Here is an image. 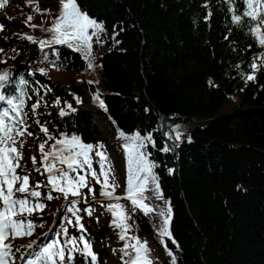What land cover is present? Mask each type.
<instances>
[{"label": "trees", "instance_id": "16d2710c", "mask_svg": "<svg viewBox=\"0 0 264 264\" xmlns=\"http://www.w3.org/2000/svg\"><path fill=\"white\" fill-rule=\"evenodd\" d=\"M78 4L89 16L103 21L106 28L101 35L103 43L93 42V53L95 50L98 56L94 70H87L82 55L66 46L41 51L37 43L22 38L20 45L0 44V71L7 66L10 73L9 83L0 92L6 96L26 93L24 110L34 136L26 138L21 163L30 172V183L46 184V175L33 170L30 159L35 155L39 167L38 144L46 139L34 123L36 119L47 121L54 135L75 133L85 143L107 144L105 150L118 185L116 195L121 194L127 177L117 128L126 134L152 132L156 146L149 144L146 151L159 165L155 172L163 200L171 202L172 236L183 252L181 256L173 253L178 264H264V69L247 84L240 76V71L250 72L248 65L261 51L259 45L246 30L230 23L224 0H78ZM38 6L48 10L45 14L51 20L60 8L59 0H38ZM2 11L0 20L4 22ZM209 11L212 15L206 20ZM114 31L118 33L115 40ZM23 60L29 63L25 61L22 66ZM64 70L73 75L56 82L55 73ZM90 74L99 83L88 84ZM21 79L26 83L20 84ZM97 92L107 111L93 100ZM74 97L81 98L82 103L77 104ZM56 98L60 105L54 104ZM234 99L237 102L225 111ZM37 100L40 107L33 115L31 104ZM66 103L76 112L60 117L58 113ZM6 106L0 101V107ZM176 125L181 139L169 140L165 133L174 136ZM165 144L178 147L164 153L160 149ZM93 167L99 172L98 164L94 162ZM168 168L174 169L173 174ZM238 185L244 190H237ZM92 187L97 198L100 185L93 182ZM39 190L46 196L50 189L42 186ZM145 195L150 197L146 203L157 211L165 207L163 201L151 198V191ZM53 196L51 201L42 197L46 207L42 217L33 219L42 225L34 235L41 232L51 236L71 218L62 195L53 192ZM87 199L92 201L85 204L82 200L78 207L83 210L91 205L94 209L91 217L84 211L80 215L99 264H123L119 249L125 241L110 226L111 213L104 202L93 200L91 195ZM118 202L131 215L138 236L150 235L152 240L156 232L151 227L158 215L133 212L130 201ZM69 232L79 235L71 226ZM156 239L155 245L146 239L153 252L151 259L154 264H170L165 244Z\"/></svg>", "mask_w": 264, "mask_h": 264}, {"label": "snow or ice", "instance_id": "6c2138e0", "mask_svg": "<svg viewBox=\"0 0 264 264\" xmlns=\"http://www.w3.org/2000/svg\"><path fill=\"white\" fill-rule=\"evenodd\" d=\"M10 0H0V10L6 8ZM227 4V11L230 14V23L238 28L246 30L254 42L259 45L261 51L253 57L248 67L249 73L240 71V76L247 84L256 80V73L264 69V0H224ZM33 6V12L43 15L47 9H40L38 0H28ZM58 14L49 22L50 26L32 23L34 15L29 14L25 23L31 28L40 27L41 31L49 34L47 39L37 40L32 35H23L21 38L37 43L41 51L56 45L66 46L68 49L82 55L87 61L86 69L94 70L93 63V42L103 43L101 35L106 33L103 21L89 16L87 11L81 9L78 0H59ZM239 5V6H238ZM205 8L208 4L203 5ZM212 13L209 11L205 19H210ZM115 27V26H114ZM4 25L0 24V31ZM19 35V34H17ZM118 35L114 31L113 39ZM225 40L228 36L224 37ZM118 44L119 41L116 40ZM252 45H249L251 47ZM3 49H0L2 52ZM56 58L59 59V52L55 50ZM47 54L45 59H47ZM56 61H53L55 65ZM238 70L240 65L235 66ZM42 71V70H41ZM10 81L8 71H0V89H4ZM26 81L21 79L20 84ZM88 84L99 83V81L88 80ZM213 82L209 80V84ZM39 94V93H37ZM26 93L20 91L19 95L6 96L0 92V101L5 102L6 107H0V264H16L17 253H21L19 260L23 264H99L98 254L93 250V241L88 230L82 223L80 215L84 211L89 217L93 215L94 209L88 205L83 210L78 205L88 204L87 196L91 195L95 200L93 182L100 185V196L116 203L107 204L106 211L111 213L110 226L117 229L118 238L125 241L119 249L122 253L123 264H154L150 257V248L146 240L138 236L129 235L132 225L129 224L131 215L128 214L125 206L118 201L122 198L131 202L133 212L140 210L144 215L156 213L161 218L157 228L160 243L164 244L165 238L171 239L173 245L178 248L176 240L172 236L171 224L173 210L170 201H164V208L157 211L151 204L146 203L150 197L145 193L151 191L152 197L156 200H163V191L160 180L155 169L159 167L149 159L151 155L146 151L149 144L155 147L152 132L142 135L140 131L126 134L122 129L117 128V138L123 141V148L126 157L127 177L124 197L115 195L118 185L112 171L110 158L102 143L93 145L85 143L80 135L75 133L69 135L60 132L54 135L49 131L47 121L41 123L36 119L34 123L39 125V132L43 133L46 139L38 144L40 153L39 167L37 158L33 155L30 159L33 170L41 175H46V184L37 181L35 185L30 183V172L21 163L23 160V148L27 137H33L30 131L29 114L25 109ZM42 99V98H41ZM77 104L82 103L81 98L74 97ZM93 100L98 102L100 108L107 111V107L99 92L93 95ZM55 105H60L61 100L56 98ZM40 107V100L31 104V112L36 114ZM147 112L148 109L145 108ZM76 109L71 103L61 108L58 115L66 117ZM115 123V121H113ZM179 125L172 129L174 136L165 133L169 140L179 141L182 133L178 130ZM52 143H49V142ZM191 143V137H188ZM178 144L172 147L167 144L160 150L164 153L175 151ZM94 158H98L95 159ZM94 162L99 165V172L93 167ZM23 170V172L21 171ZM171 175L174 169L168 168ZM48 187L50 190L46 196L39 190L41 187ZM87 189V193L83 190ZM237 190H244L240 185ZM53 192L62 195L67 202L66 212L71 218H66V223L58 231L44 233V239H29L34 235L37 225L32 217L43 213L46 204L43 199L51 201L54 199ZM74 218V219H73ZM69 226L77 230L79 235L70 234ZM49 232H52L50 229ZM166 254L170 257V264H178L177 256L165 244ZM22 249L24 250L22 252ZM113 251H117L114 249ZM126 258V259H125Z\"/></svg>", "mask_w": 264, "mask_h": 264}, {"label": "rangeland", "instance_id": "374dc122", "mask_svg": "<svg viewBox=\"0 0 264 264\" xmlns=\"http://www.w3.org/2000/svg\"><path fill=\"white\" fill-rule=\"evenodd\" d=\"M20 4H23L24 7H21L20 8L19 7ZM29 5L30 4L28 3V0H10V3L6 6L5 9H3L2 15L5 17V18H3V19H5V21L2 22L0 20V24H3L4 25L3 31L0 32V44H2L4 47L12 46L14 43H19V45H20L21 44L20 43L21 42V39L20 38L23 35H25V34L32 35L35 38H38L40 36H43V35L47 34V33L43 32V31H41L40 27H37V28L34 29V28L29 27L28 24L25 23L26 17L29 14L34 15L35 18L32 21V23H35L37 25H41L42 24L44 27H48L49 26V22L51 21V18L48 15H46L45 13L43 15L34 13L33 12V8H31V9L28 8ZM17 34H19V35H17ZM93 49H94V46H93ZM93 56H94L93 63L97 66L98 65V56H97V52L95 50H94ZM25 61H28V63H29V60H23V62L21 64L22 66H25V65H23V64H25ZM4 71H8L7 66L5 67ZM75 73L77 75H79V76H85L84 74L77 73L76 71H75ZM94 73H96V71H94ZM69 74H71V76H72L73 75V72L72 73H69V72H67V71L64 70V71L55 73L56 82H58L59 79L60 80L63 79V81H66L67 79L71 78V76H69ZM88 79L95 81V76L93 74H90L89 77H88ZM237 100L238 99H234V100L230 101L226 105L225 111H229L230 110V107L232 106V104L235 103V102H237ZM119 141H121V143L119 145V146H121L122 143H123V141L122 140H119ZM102 144L104 145V147L107 146V144L106 145L104 143H102ZM123 155H124V159H126L125 154H124V151H123ZM111 160H112V158H111ZM30 182H31V179H30ZM125 189H126V181L124 183V187H123V190H122L121 194H118L117 196L124 197ZM99 193H100V191H99ZM96 199L105 203L104 204V208L105 209H106L105 206L107 204H109V203H116L114 201H110V200H108V199L100 196V194H99V196ZM123 200H127V199H123ZM91 201H92L91 199L88 200V203L91 202ZM158 201H160V200H158ZM161 201L164 202V200H161ZM64 202H66V201L63 199L62 200V203H64ZM130 204H131V202H130ZM47 211H51V210H47ZM42 216H43V214L34 215L32 217V219L40 218ZM153 220H154V224H153V227H151V228L153 230H155L156 233L154 235L155 237L152 238V240H151V237L152 236H150V235H144L142 239H141L140 236H138L139 234L137 233V230H136L135 225H134V221L132 219L130 220V224L132 225L131 235L138 236L141 240L148 239L149 242H151V244L155 245V241H157L156 238H158V239L160 238L159 235H158V233H157V228L159 227V225L161 223V218L159 216H155V219H153ZM53 224H51V226H50L51 228H52ZM42 234L43 233L39 232L38 235H34V236L30 237V238H25L24 241H18L17 243L18 244L19 243H27V241L29 239L35 240V239L39 238ZM148 240H146V241L148 242ZM118 242H119V244L121 243L120 241H118ZM123 244L120 246L121 248L123 247ZM164 244H166L168 246V248L173 253H176V251H175L176 245H173L172 244L171 239L165 238ZM23 251L24 250L22 249V252ZM151 253H153V252L151 251ZM20 255H21V253H17L16 254V256H17L16 264H23V262L19 260V256ZM167 257H169V256H167Z\"/></svg>", "mask_w": 264, "mask_h": 264}, {"label": "water", "instance_id": "95a60500", "mask_svg": "<svg viewBox=\"0 0 264 264\" xmlns=\"http://www.w3.org/2000/svg\"><path fill=\"white\" fill-rule=\"evenodd\" d=\"M175 251H176V253L178 254V256H181V254H182V249H181L180 246H179L178 248L176 247Z\"/></svg>", "mask_w": 264, "mask_h": 264}]
</instances>
